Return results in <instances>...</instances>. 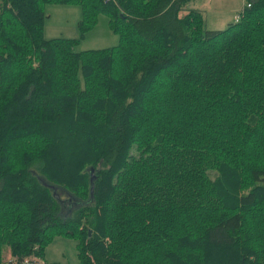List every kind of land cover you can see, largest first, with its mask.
<instances>
[{"label": "trees", "instance_id": "1", "mask_svg": "<svg viewBox=\"0 0 264 264\" xmlns=\"http://www.w3.org/2000/svg\"><path fill=\"white\" fill-rule=\"evenodd\" d=\"M192 1L0 0V264L56 237L75 264H264V0L223 30ZM46 5L118 45L46 40Z\"/></svg>", "mask_w": 264, "mask_h": 264}, {"label": "rangeland", "instance_id": "2", "mask_svg": "<svg viewBox=\"0 0 264 264\" xmlns=\"http://www.w3.org/2000/svg\"><path fill=\"white\" fill-rule=\"evenodd\" d=\"M245 0H193L189 7L202 13L203 28L206 30H223L230 23L236 22L240 16ZM43 35L46 40L52 39H78L75 50L77 52L104 50L118 45V37L108 27V20L100 16L96 27L83 39H80L78 22L82 18L79 7L46 5ZM8 252L4 261L10 260ZM33 264H75L77 262L76 241L68 238L56 237L44 249L43 258H29ZM31 264V263H24Z\"/></svg>", "mask_w": 264, "mask_h": 264}, {"label": "water", "instance_id": "3", "mask_svg": "<svg viewBox=\"0 0 264 264\" xmlns=\"http://www.w3.org/2000/svg\"><path fill=\"white\" fill-rule=\"evenodd\" d=\"M91 176H93V173H92V172H91ZM92 178H93V177H92ZM92 178H91V184L93 183V179H92ZM92 185H93V184H92ZM56 198L58 199V201H59L61 204H64V202H66V201L61 200L58 196H56ZM67 201L71 203V209L80 206V204L77 203L76 201H74L73 203H72V201L69 200V199H68Z\"/></svg>", "mask_w": 264, "mask_h": 264}, {"label": "flooded vegetation", "instance_id": "4", "mask_svg": "<svg viewBox=\"0 0 264 264\" xmlns=\"http://www.w3.org/2000/svg\"><path fill=\"white\" fill-rule=\"evenodd\" d=\"M68 204H69V202H64L63 207H64V210L68 209V213H69L71 211V207L69 208Z\"/></svg>", "mask_w": 264, "mask_h": 264}, {"label": "built area", "instance_id": "5", "mask_svg": "<svg viewBox=\"0 0 264 264\" xmlns=\"http://www.w3.org/2000/svg\"><path fill=\"white\" fill-rule=\"evenodd\" d=\"M241 15V14H240ZM241 17L240 16H237L236 17V22L240 19Z\"/></svg>", "mask_w": 264, "mask_h": 264}]
</instances>
